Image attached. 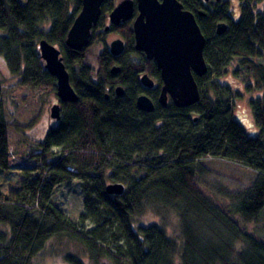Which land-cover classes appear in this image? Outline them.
Returning <instances> with one entry per match:
<instances>
[{"label": "trees", "instance_id": "16d2710c", "mask_svg": "<svg viewBox=\"0 0 264 264\" xmlns=\"http://www.w3.org/2000/svg\"><path fill=\"white\" fill-rule=\"evenodd\" d=\"M115 2L105 1L89 47L76 52L67 39L82 0H0L5 32L0 56L12 76L22 78L15 86H0V174L19 170L26 175L20 190L0 189V264H34L50 240L62 237L85 247L90 264L104 259L112 264H264V235L247 231L248 224L264 220V8L259 10L264 0H247L241 20L230 21L221 35L219 23L230 19L226 10L198 18L210 68L197 77L206 90L200 103L185 109L173 102L162 107L160 88L141 85L142 71L162 83L161 71L136 51L131 23L106 31ZM111 32L127 40L126 53L114 57L105 50L97 70L85 65L95 44ZM44 39L62 51L79 101L62 104V120L37 152L26 155L19 152L26 131L40 120L44 98L58 90L41 57ZM234 58L262 93L251 101L260 130L256 138L235 120L233 90L214 79L215 71L219 77ZM114 65L121 66L116 76ZM118 85L126 88L121 97L114 95ZM142 94L157 102L153 113L138 108ZM205 158L244 167L257 179L233 196L231 206L215 203L198 177ZM73 180L82 182L84 212L78 223L52 202L55 188ZM111 183L124 184L125 194L110 195ZM178 203L186 207L181 245L161 225L135 226L148 210ZM87 223L93 228L85 230ZM66 258L69 264H86L77 255Z\"/></svg>", "mask_w": 264, "mask_h": 264}, {"label": "water", "instance_id": "95a60500", "mask_svg": "<svg viewBox=\"0 0 264 264\" xmlns=\"http://www.w3.org/2000/svg\"><path fill=\"white\" fill-rule=\"evenodd\" d=\"M83 7L69 31L67 46L76 52L89 47L93 30L98 25L106 0H82ZM139 15L134 22L136 50L144 52L147 59L156 61L161 71L162 88L158 103L167 107L171 102L179 109L197 105L202 99L197 77H205L209 64L205 57L206 37L197 21L196 15L185 10L180 0H137ZM136 2L123 0L112 11L111 22L120 26L134 18ZM227 24H219L218 34L227 31ZM41 57L46 69L57 78L59 103L52 108V117L62 120V104L79 101V95L71 82V75L64 62L62 51L47 39L39 43ZM126 44L122 39L111 45V54L119 57L124 54ZM113 75L121 72L119 66L111 70ZM145 88L154 89L156 81L149 74L141 78ZM117 95H124V88L117 87ZM138 108L153 113L157 103L148 94L137 99ZM107 192L123 196L126 186L111 183Z\"/></svg>", "mask_w": 264, "mask_h": 264}, {"label": "rangeland", "instance_id": "374dc122", "mask_svg": "<svg viewBox=\"0 0 264 264\" xmlns=\"http://www.w3.org/2000/svg\"><path fill=\"white\" fill-rule=\"evenodd\" d=\"M121 1L123 0H116V4ZM263 8L264 4H260L259 10H263ZM236 13L235 16L238 18L239 14L238 12ZM240 18L241 16H239L238 19L234 17L235 21H239ZM106 25H110V20L107 21ZM3 35H5V32L0 30V36ZM121 37V35L116 33H108L102 42L95 44L93 54L89 57L85 65L97 70L99 65L98 55L105 50L109 51L112 42ZM218 74V71H215L214 79H219L222 84L229 86L235 94V120L241 124L250 138L258 137L260 135V130L254 119L251 101L261 96L262 93L258 87H253L256 85L253 76L240 66L238 58H234L231 63L226 66L224 71L220 73L219 77H217ZM152 77L158 81L154 76ZM21 79L22 78H15L12 76L6 60L4 57L0 56V86L4 84L12 87L18 84ZM214 79L207 80V85L213 82ZM247 87L251 88L248 89ZM201 92L203 96L206 92L205 88H202ZM154 96L155 93L152 94L153 98ZM44 102L45 106L40 120L33 128L26 131V138L20 145L21 148L19 152L22 154L28 155L37 152L40 144L45 140L48 131L53 126L59 124V121L52 117V108L59 103L57 94L45 97ZM192 117L197 118L199 115L193 113ZM200 163L201 172L198 173V177L206 195L213 202H218L225 207L231 206L233 204V196L250 188L257 179L256 173L224 160L205 158ZM36 175L37 174H34L33 176ZM24 179H26V175L22 171L11 170L3 172L0 174V189H3V186L6 185L7 188L20 190ZM52 202L59 206L70 220L78 223L82 212H84L82 182L73 180L56 187L52 196ZM185 208L186 207L181 203L167 207L160 205L156 210H148L143 216L137 218L135 220V226L148 227L154 224L161 225L167 230L168 235L178 240L181 245L183 243L184 230L182 213ZM238 219L241 225H245L240 216ZM193 221L194 224H198L195 220ZM92 228V224L87 223L85 230H90ZM79 229L83 230L81 227H79ZM247 231L256 235H264V220H261L257 225L248 224ZM204 233L206 234V232ZM68 255L80 256L86 264H90L86 248L65 237L50 240L44 251L36 256L33 262L34 264H69L66 258ZM100 264L112 263L104 259Z\"/></svg>", "mask_w": 264, "mask_h": 264}, {"label": "flooded vegetation", "instance_id": "af4514ba", "mask_svg": "<svg viewBox=\"0 0 264 264\" xmlns=\"http://www.w3.org/2000/svg\"><path fill=\"white\" fill-rule=\"evenodd\" d=\"M135 2H136V12H135V16H134V18L132 19V20H130V21H127V22H125L124 24H127V23H131L132 24V26H133V30H134V22H135V19L137 18V16L139 15V11H138V5H137V0H134ZM181 1V3L184 5V8H185V10H188V11H190V12H192L193 14H195L196 15V18H197V21H198V18L199 17H205L208 13H211V12H214V11H217V10H219V9H224V10H226L227 12H228V15L230 16V19H229V21H224V22H221V23H219V24H222V23H225V24H227V26L229 27V22L230 21H232V22H234V23H238L240 20H241V18H242V12H243V7L245 6V4H246V2H247V0H180ZM120 3V2H119ZM119 3L118 4H116V2H115V5H114V9L119 5ZM113 9V10H114ZM112 10V11H113ZM112 11H111V13H112ZM236 12H238V14H239V16H241V18H240V20L239 21H235V19H234V17L236 18V19H238L239 18V16H238V18H237V16H235V14H237ZM111 13H109L108 15H107V18H106V21H105V25H106V23H107V21L108 20H110V25L109 26H107L106 25V27H107V30L106 31H109L113 26H116V25H114L112 22H111V18H110V15H111ZM102 17V16H101ZM100 20H101V18H100ZM100 22V21H99ZM99 24V23H98ZM123 25V24H122ZM121 26V25H120ZM116 27H119V26H116ZM218 27H219V25H218ZM227 30H228V28H227ZM113 33V32H112ZM134 33H135V31H134ZM117 34V33H116ZM120 35V34H119ZM118 39H122L124 42H125V44H126V50H125V52L124 53H126V51H127V46H128V42H127V40L122 36L121 38H118ZM118 39H116V40H118ZM114 42V41H113ZM112 42V43H113ZM112 45V44H111ZM135 49H136V38H135ZM137 51V50H136ZM109 52H110V54H111V47H110V50H109ZM137 52H140V51H137ZM144 55H145V60H147V61H151V60H148L147 59V55L144 53V52H142ZM112 55V54H111ZM123 55V54H122ZM121 55V56H122ZM113 56V55H112ZM115 57V56H114ZM120 57V56H119ZM130 59H132V57H130ZM133 59H136L135 57H133ZM152 62H155V64H156V66H157V63H156V61H152ZM114 66H119L120 68H121V66L120 65H114ZM113 66V67H114ZM112 67V68H113ZM157 68H158V66H157ZM159 69V68H158ZM145 74H149V73H147V72H145V71H142L140 74H139V79H140V82H141V78L145 75ZM150 75V74H149ZM151 77H152V75H150ZM154 79V78H153ZM155 80V79H154ZM156 81V80H155ZM141 85H142V83H141ZM119 86H122V85H118L117 87H119ZM143 86V85H142ZM117 87L115 88V93H114V95H116L117 97H119L118 95H117V92H116V89H117ZM123 88H124V95H125V93H126V88L124 87V86H122ZM144 87V86H143ZM145 88V87H144ZM155 88H160V92H161V88H162V83H160V82H158V81H156V86H155ZM154 88V89H155ZM145 89H148V88H145ZM154 89H148V90H154ZM160 95V94H159ZM108 96H110V95H108ZM159 99V98H158ZM155 101V100H154ZM156 102V101H155ZM171 102V101H170ZM157 103V102H156Z\"/></svg>", "mask_w": 264, "mask_h": 264}, {"label": "bare ground", "instance_id": "6f19581e", "mask_svg": "<svg viewBox=\"0 0 264 264\" xmlns=\"http://www.w3.org/2000/svg\"><path fill=\"white\" fill-rule=\"evenodd\" d=\"M112 69V68H111Z\"/></svg>", "mask_w": 264, "mask_h": 264}]
</instances>
